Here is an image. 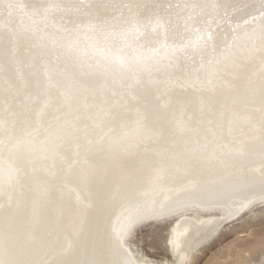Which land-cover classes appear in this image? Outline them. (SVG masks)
Here are the masks:
<instances>
[{
	"label": "bare ground",
	"instance_id": "6f19581e",
	"mask_svg": "<svg viewBox=\"0 0 264 264\" xmlns=\"http://www.w3.org/2000/svg\"><path fill=\"white\" fill-rule=\"evenodd\" d=\"M10 1L0 264H158L124 242L137 218L226 210L173 218L186 264L264 197V0Z\"/></svg>",
	"mask_w": 264,
	"mask_h": 264
},
{
	"label": "rangeland",
	"instance_id": "374dc122",
	"mask_svg": "<svg viewBox=\"0 0 264 264\" xmlns=\"http://www.w3.org/2000/svg\"><path fill=\"white\" fill-rule=\"evenodd\" d=\"M19 1L11 0L8 7L17 6ZM254 17L256 16H252L251 20H254ZM59 45L62 46L63 43L61 42ZM199 48H203V46L201 45ZM186 62L192 64L194 60L186 59ZM61 71L65 72V68H61ZM69 79L72 80L71 77ZM18 89L16 90L18 91ZM43 89H40V92ZM16 95L17 93L14 92L13 97ZM118 97H121V93L118 94ZM135 114L134 111L130 115L135 116ZM131 120H134V117ZM263 200L264 197L255 199L229 221L223 220L216 232L190 252L186 264H264ZM183 211L194 213L193 215L196 216L205 214L207 217L217 214L220 218L226 212L219 206L206 207L205 209L188 206L185 209L166 211L160 215L156 214V216H141L125 232L124 242L134 251V254L139 255L138 257L146 256L158 264H162L164 260L174 264V256L171 254L168 238L173 218Z\"/></svg>",
	"mask_w": 264,
	"mask_h": 264
},
{
	"label": "snow or ice",
	"instance_id": "6c2138e0",
	"mask_svg": "<svg viewBox=\"0 0 264 264\" xmlns=\"http://www.w3.org/2000/svg\"><path fill=\"white\" fill-rule=\"evenodd\" d=\"M128 264H133V262L131 260L128 261Z\"/></svg>",
	"mask_w": 264,
	"mask_h": 264
}]
</instances>
